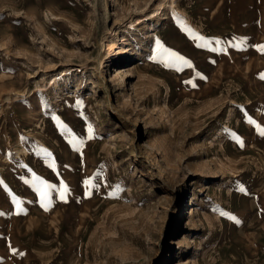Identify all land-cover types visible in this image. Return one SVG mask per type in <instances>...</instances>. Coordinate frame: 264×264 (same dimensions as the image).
<instances>
[{"label": "rangeland", "instance_id": "1", "mask_svg": "<svg viewBox=\"0 0 264 264\" xmlns=\"http://www.w3.org/2000/svg\"><path fill=\"white\" fill-rule=\"evenodd\" d=\"M258 46L264 0H0V264H264Z\"/></svg>", "mask_w": 264, "mask_h": 264}, {"label": "snow or ice", "instance_id": "2", "mask_svg": "<svg viewBox=\"0 0 264 264\" xmlns=\"http://www.w3.org/2000/svg\"><path fill=\"white\" fill-rule=\"evenodd\" d=\"M199 39L203 40L204 38L203 37H199ZM207 42H205L206 44ZM217 43H219V41H217ZM198 47H203L205 45H197ZM259 47V50L264 52V46H258ZM170 57L175 60V61H181L183 62L186 66L188 67H192V64L190 61L186 60L184 57L180 56L178 53H175V52H170L169 53ZM167 66V65H166ZM179 70V69H178ZM264 78V77H262ZM252 123H255L254 121H251ZM261 135H264V131H261L260 132ZM34 175V174H33ZM35 179L37 181H39V183L36 185V191L41 199V201H47L48 200V197H49V189H51L53 187V185L51 184H48L47 182L45 181H42L40 180L38 177H35ZM89 182L88 181H85V184L87 185ZM42 186V187H41ZM61 187L63 189V191L61 192L60 194V199H65V194L68 192V188L66 185L63 184V182L61 183ZM87 194V193H86ZM42 206L45 207V210H47V207L42 203ZM233 219H235V217H233ZM237 223H239V221H237ZM14 251V250H13ZM23 253H21L22 255Z\"/></svg>", "mask_w": 264, "mask_h": 264}]
</instances>
